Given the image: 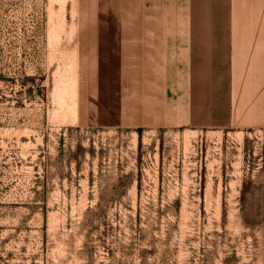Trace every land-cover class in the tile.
<instances>
[{
	"label": "rangeland",
	"instance_id": "obj_1",
	"mask_svg": "<svg viewBox=\"0 0 264 264\" xmlns=\"http://www.w3.org/2000/svg\"><path fill=\"white\" fill-rule=\"evenodd\" d=\"M126 2L0 0V264H264L263 119L121 122V67L81 65Z\"/></svg>",
	"mask_w": 264,
	"mask_h": 264
},
{
	"label": "crops",
	"instance_id": "obj_2",
	"mask_svg": "<svg viewBox=\"0 0 264 264\" xmlns=\"http://www.w3.org/2000/svg\"><path fill=\"white\" fill-rule=\"evenodd\" d=\"M125 1L131 7L119 14L126 23H114L115 10L107 8L110 23L82 28L80 37L81 65L119 66V79L129 80L114 94L128 96L121 122L264 121V0H177L172 12L171 0H141V13L138 0ZM251 96L257 97L256 108Z\"/></svg>",
	"mask_w": 264,
	"mask_h": 264
},
{
	"label": "bare ground",
	"instance_id": "obj_3",
	"mask_svg": "<svg viewBox=\"0 0 264 264\" xmlns=\"http://www.w3.org/2000/svg\"><path fill=\"white\" fill-rule=\"evenodd\" d=\"M60 15H61V14H60ZM56 16H57V15H56ZM59 18H60V17H59ZM60 23H61V22H60ZM61 24H62V23H61ZM76 70H77V69H76ZM76 70H75V71H76ZM76 74H77V73H76ZM73 81H74V80H73ZM65 97H66V96H65ZM186 147H187V146H186Z\"/></svg>",
	"mask_w": 264,
	"mask_h": 264
}]
</instances>
